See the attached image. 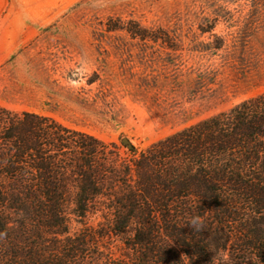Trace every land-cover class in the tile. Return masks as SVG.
<instances>
[{"label": "trees", "instance_id": "16d2710c", "mask_svg": "<svg viewBox=\"0 0 264 264\" xmlns=\"http://www.w3.org/2000/svg\"><path fill=\"white\" fill-rule=\"evenodd\" d=\"M123 145L0 104V264H264V92Z\"/></svg>", "mask_w": 264, "mask_h": 264}, {"label": "rangeland", "instance_id": "374dc122", "mask_svg": "<svg viewBox=\"0 0 264 264\" xmlns=\"http://www.w3.org/2000/svg\"><path fill=\"white\" fill-rule=\"evenodd\" d=\"M261 92L264 0H0V104L124 156Z\"/></svg>", "mask_w": 264, "mask_h": 264}, {"label": "clouds", "instance_id": "9594fccd", "mask_svg": "<svg viewBox=\"0 0 264 264\" xmlns=\"http://www.w3.org/2000/svg\"><path fill=\"white\" fill-rule=\"evenodd\" d=\"M193 231L200 232L204 229L203 220L200 216H193L187 222ZM215 255L212 258L211 264H231L230 257L227 254H222L219 250L214 251Z\"/></svg>", "mask_w": 264, "mask_h": 264}, {"label": "water", "instance_id": "95a60500", "mask_svg": "<svg viewBox=\"0 0 264 264\" xmlns=\"http://www.w3.org/2000/svg\"><path fill=\"white\" fill-rule=\"evenodd\" d=\"M123 141H124V143H128V142H129L128 139H124ZM131 145H132V144H131Z\"/></svg>", "mask_w": 264, "mask_h": 264}]
</instances>
